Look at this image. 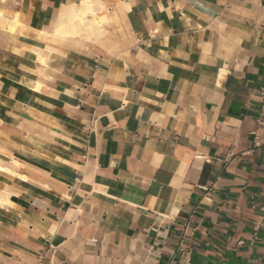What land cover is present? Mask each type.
Wrapping results in <instances>:
<instances>
[{"label":"crops","instance_id":"0c3cea01","mask_svg":"<svg viewBox=\"0 0 264 264\" xmlns=\"http://www.w3.org/2000/svg\"><path fill=\"white\" fill-rule=\"evenodd\" d=\"M263 93L264 0H0V264H264Z\"/></svg>","mask_w":264,"mask_h":264},{"label":"built area","instance_id":"2783aa9c","mask_svg":"<svg viewBox=\"0 0 264 264\" xmlns=\"http://www.w3.org/2000/svg\"><path fill=\"white\" fill-rule=\"evenodd\" d=\"M262 96H263V98H264V93H263ZM262 106L264 107V103L262 104ZM94 129H95V120L92 119V120L90 121V123L87 125L86 130H87L88 132H93Z\"/></svg>","mask_w":264,"mask_h":264},{"label":"bare ground","instance_id":"6f19581e","mask_svg":"<svg viewBox=\"0 0 264 264\" xmlns=\"http://www.w3.org/2000/svg\"><path fill=\"white\" fill-rule=\"evenodd\" d=\"M10 186V185H9ZM0 198H1V195H0ZM0 201H2V200H0Z\"/></svg>","mask_w":264,"mask_h":264}]
</instances>
